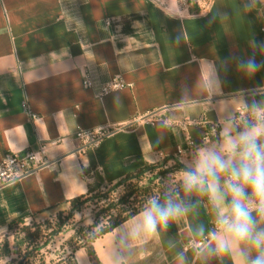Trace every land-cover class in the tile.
Listing matches in <instances>:
<instances>
[{
  "label": "crops",
  "instance_id": "0c3cea01",
  "mask_svg": "<svg viewBox=\"0 0 264 264\" xmlns=\"http://www.w3.org/2000/svg\"><path fill=\"white\" fill-rule=\"evenodd\" d=\"M170 4L163 8L168 5L155 0H0V161L9 153L47 145L42 166L0 187V230L11 222L43 220L86 195L90 187L118 182L153 164L152 152H162L169 162L179 160L190 151L187 136L194 143L203 140L202 127L190 126L187 133L175 127L162 131L134 120L149 112L168 119L166 106L179 98L182 84L198 92L199 58L249 55L252 34L264 41V10L259 4L249 8L247 0H211L204 12L184 9L190 15L182 23L165 14L176 10ZM211 17L215 20L209 24ZM178 35L181 43L176 46ZM85 73L93 82L90 88L83 85ZM116 76L128 86L100 96V87ZM261 85L264 70L247 80L232 68L225 77L224 95L214 98L219 100L216 112L190 107L176 113V120L214 122L226 106L239 107L233 98L237 91ZM107 124L121 129L80 154L75 133ZM178 145L184 149L179 155ZM199 219L209 222L203 213ZM196 222V217L190 218L180 231L171 228L169 235L187 245L188 224ZM113 235L112 230L92 241L98 264H109L105 250ZM156 246L167 253L166 264H175L163 240ZM150 255L138 250L133 264H151ZM77 257L89 258L84 246L75 249V264Z\"/></svg>",
  "mask_w": 264,
  "mask_h": 264
},
{
  "label": "clouds",
  "instance_id": "9594fccd",
  "mask_svg": "<svg viewBox=\"0 0 264 264\" xmlns=\"http://www.w3.org/2000/svg\"><path fill=\"white\" fill-rule=\"evenodd\" d=\"M181 3L177 0L176 10L169 14L163 10L171 7L169 0L162 10L183 23L190 14H185ZM258 4L259 0H247L249 8ZM221 15L228 18L227 13ZM214 20L211 17L209 24ZM173 43L179 46L181 36H176ZM247 44L249 55L199 58V91L194 94L192 87L182 84L179 98L166 106L169 118L156 121L154 126L162 131L184 128L185 122L176 120V113L190 107L216 112L219 100L214 102V98L224 95L230 69L247 80L264 70V41L252 34ZM179 67L176 64L175 70ZM233 98L239 107L226 106L211 123L210 137L200 143L191 142L190 151L179 159L177 174L161 177L159 189L139 211H129L131 222L109 224L114 232L105 250L109 264H133L138 250L150 252L151 264H166L167 253L156 246L159 240L173 254L175 264H264V85L237 91ZM188 123L193 128L201 125L198 118ZM163 138L161 135L156 139L157 146ZM149 159L155 163L159 156L152 152ZM202 213L209 222L199 219ZM76 215L86 217L89 240L104 230V217L95 223L91 211ZM193 217L197 222L188 224L187 245L181 244L176 235H169L171 228L178 232L182 222ZM6 231L0 230V234ZM76 264H92V260L77 257Z\"/></svg>",
  "mask_w": 264,
  "mask_h": 264
},
{
  "label": "rangeland",
  "instance_id": "374dc122",
  "mask_svg": "<svg viewBox=\"0 0 264 264\" xmlns=\"http://www.w3.org/2000/svg\"><path fill=\"white\" fill-rule=\"evenodd\" d=\"M159 1L160 3L167 4L169 0H155ZM173 2V4L177 5V0H170ZM211 3V0H182V3L180 7L184 9H189V11L193 10L195 12H200L206 7L207 4ZM259 5L264 10V0H259ZM176 161L179 162V160L174 161H166L165 159L157 161L159 163L158 166H152V168L147 171L143 176L139 178H134L131 180V184L135 185L138 184L139 187H149L151 190V193L146 195L144 194L140 198H138L136 201H145L149 196L153 195L160 187V178L161 177H167V176H174L178 172V168L176 167ZM108 187H105L103 189V192H108ZM124 194V188L120 187L119 189L109 193V196L107 199L99 198L95 199L93 201L87 202L85 205H83L79 210L74 211L73 215L70 216V210L71 205L60 209L56 212H54L53 215H50L46 217L43 220H34L40 223L48 221L52 227L49 231H46L44 235H47L52 231L53 228H56L57 220L59 218L63 219V217H66L65 225L63 229L57 234L52 236L48 246L44 249H41L40 252H36L34 257H32L29 261V263L32 264H39L40 259L43 258L46 261V264H68L69 261L72 263H75L74 260V251L75 249L79 247H83V245L90 241L87 237V231H90V228H87L84 223L86 220L85 218H81L80 216L76 215L77 213L83 214L86 211H91L92 218L95 223H99L101 217H104L103 219V227L109 225L111 220L114 219V217L119 213V210H127L129 207H132V200H130L128 203L124 204L122 208H114L111 212H105V208L107 207L109 199H118ZM101 196V195H100ZM60 215V217H59ZM112 217V218H110ZM28 220L29 223H32L33 221ZM21 226L15 228L14 230H8L4 232V234H0V248L6 244L9 243L10 246L14 243V237L16 235H22V233L18 230ZM48 237V236H46ZM99 237V236H98ZM43 239L40 241L42 243ZM24 252L21 253V255ZM11 258L20 259V256L18 254H13L12 257H8L6 259L1 260V264H4L6 261H9Z\"/></svg>",
  "mask_w": 264,
  "mask_h": 264
},
{
  "label": "trees",
  "instance_id": "16d2710c",
  "mask_svg": "<svg viewBox=\"0 0 264 264\" xmlns=\"http://www.w3.org/2000/svg\"><path fill=\"white\" fill-rule=\"evenodd\" d=\"M158 165L159 163L157 162L153 164H147L144 167L137 170L136 172L128 174L118 182L113 183L110 186H106L109 188L108 192L106 193L103 192V189L105 187L104 188L90 187L86 195L74 198L70 201V205H71L70 216L73 215L74 211L79 210L87 202L102 197L104 199H107L109 193L119 189L120 187H123L124 194L118 199H114V198L109 199L107 207L105 208V212L109 213L114 208H119V207L122 208L124 204L128 203L130 200H132V202H136V203H132L134 205H132V207H129V209L127 210H122V209L119 210V213L114 217L113 220H111L113 226L123 223L124 221L130 218L129 211L135 214V212L139 211L141 205L144 202L142 200L141 201H136V200L141 196H143L144 194L148 195L151 193V190L148 186L139 187L138 184L133 185L131 184V180L143 176L147 171H149L152 168V166H158ZM176 167L177 168L181 167L178 161H176ZM31 221L33 222L29 223L28 220L27 221L22 220L18 222H11L8 225L7 227L8 230H14L15 228L21 226L18 230L22 233V235H16L14 237V243L12 246H10L9 243H6L0 248V264L2 259L12 257L13 254H18V256H20V259L18 260L15 258H11L9 261H6L4 264H32L29 263V261L32 257L36 256L35 253L36 252L38 253L41 251V249L46 248L52 236L57 235L63 229L65 225L66 217H63V219L59 218L57 220L56 228H53L52 231H50V233H48L47 235L44 234L46 233V231H49L52 227V225L48 221L43 223L34 220ZM103 229L104 230L100 235L112 231V229L109 228V225L104 226ZM42 239L43 241L42 243H40ZM92 241L93 240L87 241L83 246L86 248L89 257L92 260V264H98V259L91 245ZM22 252L24 253L21 255ZM39 264H46V261L43 258H41ZM68 264H75V263L69 261Z\"/></svg>",
  "mask_w": 264,
  "mask_h": 264
},
{
  "label": "built area",
  "instance_id": "2783aa9c",
  "mask_svg": "<svg viewBox=\"0 0 264 264\" xmlns=\"http://www.w3.org/2000/svg\"><path fill=\"white\" fill-rule=\"evenodd\" d=\"M210 6L209 4L204 7L200 12L206 11ZM83 85L85 87H92L93 82L88 73H85L83 76ZM128 86L120 77H112L109 81L104 83L100 87L99 95L106 96L112 92L123 89ZM114 89V90H113ZM32 118L35 119L36 115H32ZM160 120L159 115L156 112H149L145 115L137 117L134 121L139 123H147L154 126L155 122ZM190 119L183 120L185 122V127L182 128L186 133L188 128L191 126L188 121ZM201 125L204 129L203 140H207L210 137V127L213 121H208L207 119H200ZM175 120L173 124H175ZM121 129V126L114 124H107L91 129H79L75 133V140L78 143V152L83 154L86 152L88 147L97 146L102 140L112 133ZM192 139L187 136L186 144L188 147H191ZM47 145L41 144L36 150H28L24 153H9L0 161V187L7 185L11 182L19 180L26 175L32 173L37 168L42 166L45 163V152ZM177 154H182L184 149L182 145L176 147ZM159 160L164 159V154L162 152L157 153ZM84 178H87L86 175H83Z\"/></svg>",
  "mask_w": 264,
  "mask_h": 264
}]
</instances>
